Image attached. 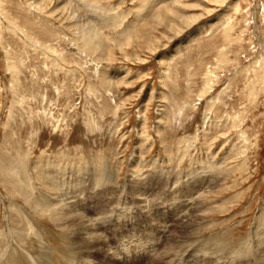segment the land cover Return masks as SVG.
Instances as JSON below:
<instances>
[{
	"label": "rangeland",
	"instance_id": "1",
	"mask_svg": "<svg viewBox=\"0 0 264 264\" xmlns=\"http://www.w3.org/2000/svg\"><path fill=\"white\" fill-rule=\"evenodd\" d=\"M66 1L0 0L3 248L21 264L43 249L50 264H215L216 237L263 242L264 0ZM46 198L76 205L97 246ZM181 209L200 217L168 221ZM156 219L199 247L185 260Z\"/></svg>",
	"mask_w": 264,
	"mask_h": 264
},
{
	"label": "bare ground",
	"instance_id": "2",
	"mask_svg": "<svg viewBox=\"0 0 264 264\" xmlns=\"http://www.w3.org/2000/svg\"><path fill=\"white\" fill-rule=\"evenodd\" d=\"M61 3H62V1H60ZM67 4H69L66 0H65V2L63 3V6H62V8L63 7H65ZM68 7V6H67ZM61 8V9H62ZM75 154V153H74ZM92 164V163H91ZM6 166V165H5ZM7 167V166H6ZM6 167H3L6 171H7V168ZM54 167V166H53ZM47 168V167H46ZM49 168V167H48ZM102 168V167H101ZM147 168V167H146ZM4 169H3V171H4ZM42 169V168H41ZM50 169V170H49ZM49 169H47V170H49V171H47L48 173H50L49 174V178H48V180L50 179V180H52V181H54V180H59V182L61 181L60 179H59V176H58V174H59V170H56V168L54 167V169L55 170H53V169H51V168H49ZM82 169V168H81ZM91 169V168H90ZM102 170V169H101ZM104 170V169H103ZM43 171V170H42ZM46 172V173H47ZM86 172V171H85ZM4 173H5V171H4ZM61 173V172H60ZM80 173V172H79ZM96 172H93V177H94V179H96L97 178V176H95V175H97V173L95 174ZM100 175L102 174V172L101 173H99ZM99 175V176H100ZM104 175V174H103ZM178 175V174H177ZM48 176V175H47ZM197 176V175H196ZM204 176V175H203ZM66 177V176H65ZM90 177V176H89ZM210 177V176H209ZM99 179V178H98ZM166 179V178H165ZM197 179H199L198 177H197ZM208 179V178H207ZM211 179V178H210ZM200 180H202V181H205V178L203 177L202 179H200ZM55 182V181H54ZM63 183H64V181H62ZM199 183V182H198ZM201 183V182H200ZM208 183V182H207ZM62 184V183H61ZM129 184V183H128ZM20 185V184H19ZM74 185V184H73ZM197 186V185H196ZM190 189V190H189ZM192 189H193V187L192 186H190L189 188H186L184 191L185 192H187L188 193V191H192ZM47 190H50V192L51 191H53L54 189L51 187V185H49V186H47ZM134 190V189H133ZM161 190V189H160ZM163 191V190H162ZM161 191V192H162ZM181 191V190H180ZM60 192V191H59ZM64 192V191H63ZM196 192H198V191H196ZM41 193V192H40ZM122 193V192H121ZM135 193V192H134ZM136 193H138V202L140 203L141 202V196L143 195V193L141 192V190L139 189L138 191H136ZM175 192H171L170 191V193L168 194L169 196H171V199H173V201H174V199L176 200V198H175V196H173L172 194H174ZM183 193V192H182ZM61 194V193H60ZM65 194V193H64ZM190 195V194H189ZM189 195H187V196H182L183 197V199L185 198H187ZM57 196V195H56ZM155 196V195H154ZM73 197V196H72ZM181 197V198H182ZM52 199V198H51ZM180 200L181 202L180 203H184L182 206H184V208H187V207H189L190 205H191V203H192V200H190L189 202H187L186 200ZM190 199V198H189ZM194 199V198H193ZM25 200V199H24ZM136 200V199H135ZM195 200V199H194ZM62 202V204L63 203H65V201L64 200H55V199H53V201L51 200H49V199H44V201L43 202H40V204L39 205H41V206H45V207H48V208H50L52 205V208H50L49 209V211H51L50 212V215H52V216H54V218H55V221L58 223L59 222V224H61L62 225V227H64L63 225H64V223H66L67 222V220L70 222L69 224L70 225H75V227H76V229H75V231L76 232H74L75 234H73V237H75L76 236V240H77V243H78V245L80 244V246L83 248V249H85V250H87V249H89V248H91L92 249V247H94V246H97V244L99 243V241H101V235H99L98 233H97V231H95V230H97V228L96 229H94L95 227H92V226H89L88 224H85V222H84V219H83V215H82V212L78 209V207L76 206V205H73V204H69V203H67L66 205H61L60 203ZM105 206V205H104ZM56 207H57V209H56ZM76 207V211L77 212H75L74 211V213H71V211L73 210V208H75ZM40 208V207H39ZM43 208V207H42ZM34 209V208H33ZM52 209V210H51ZM56 209V210H55ZM188 209V208H187ZM180 214H182V209L179 211V212H173V211H171L170 212V214L168 215V216H170V218L168 219V221H172L173 219H176V216H177V220L176 221H178V222H180L179 223V225H180V227H184V225H186V224H184L185 223V218H188L189 216H193L194 218H192V219H197V218H199L200 216H198L197 215V217H195L194 215H196V214H189V215H185L184 213L182 214V217L180 218ZM113 215V214H112ZM167 216V215H166ZM166 216H165V218H166ZM203 216V215H202ZM264 216V215H263ZM28 217V216H27ZM25 218V217H24ZM29 218V217H28ZM180 218V219H179ZM65 220L66 219V221L64 222V223H62L60 220ZM167 221V222H168ZM190 221V220H189ZM162 222V221H161ZM166 222V221H165ZM167 222H166V224H167ZM191 222H193V220L191 221ZM160 222H159V220L158 219H156L153 223H152V225H153V229L151 230V233H152V236H154V235H157V237L158 236H164L165 237V235H167V237H170V238H168V239H170V240H172V241H175V243H181V244H183L182 246L184 247V249H182V252L180 253L181 254V257L182 258H184L185 260H186V257L188 256V255H191V253L195 250V241L192 239V238H190V237H188V238H186V236H185V238H182L181 240L182 241H179L178 239H176V238H178V237H181L180 235H179V233L183 230V229H185V228H182V230L180 231V230H177V232H176V230H173V229H171V227L170 228H167L166 229V227L165 226H161V223L159 224ZM195 223V222H194ZM58 224V225H59ZM192 224V223H191ZM60 225V226H61ZM69 225V226H70ZM91 225V224H90ZM169 226V225H168ZM174 226V225H173ZM195 226V225H194ZM179 227V226H178ZM257 227V226H256ZM256 227H255V229H256ZM177 228V227H176ZM192 228V227H191ZM69 229V228H68ZM74 229V228H73ZM188 229V228H187ZM190 229V228H189ZM69 230H71V229H69ZM11 231V230H10ZM61 231H63V229L61 230ZM66 231V230H65ZM72 231H74V230H72ZM15 232V231H14ZM70 232V231H69ZM201 233L202 232V230L201 229H198L197 230V233ZM219 232V231H218ZM225 232V231H224ZM223 232V233H224ZM68 233V232H67ZM182 233V232H181ZM199 233V234H200ZM222 233V232H221ZM1 234V233H0ZM12 234V233H11ZM29 234V233H28ZM64 234V233H63ZM62 234V235H63ZM66 234V233H65ZM183 234V233H182ZM202 234H203V232H202ZM257 234H258V232H257ZM256 234V235H257ZM67 235V234H66ZM75 235V236H74ZM185 235V234H184ZM187 235V234H186ZM189 235V234H188ZM214 235H216V234H214ZM222 235H224V234H222ZM262 235V234H261ZM260 235V236H261ZM1 236V235H0ZM25 236V235H24ZM29 236V235H28ZM259 236V235H258ZM259 236V237H260ZM63 238H64V235L62 236ZM71 236L69 235V238H70ZM197 237H200V236H197ZM230 237V236H229ZM67 238H68V236H67ZM172 238H174V239H172ZM202 238V237H201ZM232 238V237H231ZM254 238V237H253ZM261 238V237H260ZM72 239V238H71ZM204 239V238H203ZM224 239V237L223 238H221V236H219L218 238L216 237V240H214L213 242H212V244H213V246L217 249V248H224L223 250L224 251H221V255H218L219 257H218V260H216V258H215V264H227L226 263V258H225V256L227 255V253H229V255H230V260L231 261H233V262H235V264H245V263H247L246 262V260L247 259H249V257H250V261H251V263L252 264H264V241L263 242H260L259 244L258 243H254V245H249V246H251V247H248V246H245L244 247V245H243V242L242 241H239V239H238V241H233L232 243L230 242H227L225 239ZM31 240H32V238H31ZM40 240V239H39ZM38 240V241H39ZM73 240V239H72ZM166 240V239H165ZM205 240V239H204ZM229 240V239H228ZM232 240V239H231ZM230 240V241H231ZM262 240V239H261ZM66 241V240H65ZM74 241V240H73ZM256 241V240H255ZM10 242V241H9ZM41 242V241H40ZM64 242V241H63ZM67 242H69V241H67ZM105 242V241H104ZM201 241H199V243H200ZM250 242V241H249ZM42 243V242H41ZM70 243H72V242H70ZM76 242H73L72 244H70V245H73V244H77ZM252 244H253V242H251ZM262 243V244H261ZM8 244H12V243H8ZM169 244H170V242H169ZM198 244V243H197ZM210 244V243H209ZM250 244V243H249ZM63 245H65V246H68L67 245V243L65 244V242H64V244ZM172 245H173V243H172ZM178 245V244H177ZM177 245H175V246H177ZM203 245V244H202ZM260 245H262V246H260ZM18 246V245H17ZM27 246V245H26ZM43 246V245H42ZM174 246V245H173ZM172 246V247H173ZM7 246H4V248H3V244H1L0 243V261H2V263L1 264H21L22 262H24L23 260L22 261H18V260H20V255L18 254H16V253H19L18 252V250L16 251V252H11L9 249H7L6 248ZM10 247V246H9ZM28 247H30V246H28ZM34 247V246H33ZM44 247H45V245H44ZM73 246H71V248H70V251H69V248H68V250L66 251L65 250V248H64V255H65V263H66V261H68L69 259H70V256L71 257H75V255L77 254H73V256L71 255L72 254V248ZM178 247H181V245L180 246H178ZM197 247H199V245L198 246H196V248ZM202 247V246H201ZM205 247V246H204ZM15 248V247H14ZM19 248H20V245H19ZM22 248H24V247H22ZM174 248V247H173ZM177 248V247H176ZM18 249V248H17ZM26 249V248H25ZM29 249H31V248H29ZM63 249V248H62ZM78 249V248H77ZM81 249V248H80ZM168 249V248H167ZM170 249V248H169ZM178 249V248H177ZM201 249V248H200ZM205 249H207V248H205ZM46 250V249H45ZM60 250H61V248H60ZM82 250V249H81ZM85 250L83 251V252H85ZM197 250V249H196ZM199 250V249H198ZM197 250V251H198ZM211 251V253H213L214 252V249H210ZM229 250V251H228ZM27 251V250H26ZM31 250H28L27 251V253H31L30 252ZM38 251H39V249H38ZM62 251V250H61ZM82 251H79V253L81 252L82 253ZM90 251V250H89ZM219 251V252H220ZM228 251V252H227ZM37 252V251H36ZM46 251H44V249L43 250H40L39 251V253L38 254H32V255H34L33 257H32V255L30 254V256L29 255H25V254H23L24 255V257L26 258L25 260V262H27L26 264H50L51 263V258H49V256H47L46 255V253H45ZM48 252V251H47ZM58 252V251H57ZM77 252V251H76ZM217 252H218V250H217ZM223 252H224V254L225 255H223ZM227 252V253H226ZM23 253V252H22ZM26 253V254H27ZM79 253H78V255H79ZM160 253V252H159ZM166 253V252H165ZM50 253H48V255H49ZM161 254V253H160ZM209 255H210V253H208ZM207 254V255H208ZM81 255V254H80ZM178 255V254H177ZM229 255H227V256H229ZM53 257V256H52ZM81 257V256H80ZM162 257H163V255H162ZM165 257H167V256H165ZM209 257V256H208ZM77 258V257H76ZM161 258V257H160ZM209 258H211V256L209 257ZM209 258H207V260H205V261H208L209 260ZM213 258V257H212ZM68 259V260H67ZM78 259V258H77ZM59 260V259H58ZM70 260H72V259H70ZM221 260V261H220ZM218 261H220V263L218 262ZM229 263H230V261H229ZM25 264V263H24ZM208 264V263H207Z\"/></svg>",
	"mask_w": 264,
	"mask_h": 264
}]
</instances>
